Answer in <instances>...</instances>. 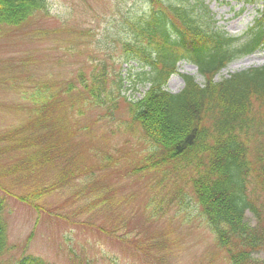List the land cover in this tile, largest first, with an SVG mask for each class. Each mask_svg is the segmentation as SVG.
Masks as SVG:
<instances>
[{
  "label": "trees",
  "instance_id": "16d2710c",
  "mask_svg": "<svg viewBox=\"0 0 264 264\" xmlns=\"http://www.w3.org/2000/svg\"><path fill=\"white\" fill-rule=\"evenodd\" d=\"M139 1L146 5L143 12ZM115 4L117 24L96 36L88 75L81 71L78 78L56 83L16 78L11 69L0 71V87L16 94V104L11 105L26 112L19 126L0 136V157L11 158L3 164L0 180L19 171L31 174L73 153L68 146L56 147L64 139L67 143L76 131L88 129L79 125L77 115L85 112L75 109L76 102L89 111L105 109V114L96 112L97 120L114 117L122 98V80H116L120 77L116 72L109 75V62L112 68H121L135 61L142 69L137 79L148 83L149 89L136 102L122 98L130 116L126 127L148 144L141 169L164 168L162 181L171 185H166L165 195L156 191L148 203L151 220L164 217L166 209H173L169 213L183 221L197 218L213 234L229 264H246L251 251L264 240V234L247 219L248 213L258 220L264 214V67L219 82L215 77L232 61L264 49V12L243 37L234 38L210 28L205 15L196 12L204 7L201 0H115ZM50 14L49 0H0V39L19 37L22 30L29 31L24 36L45 35L41 16ZM32 59L22 56L20 61L26 64ZM183 60L198 67L204 82L184 76V89L170 93L165 86ZM101 157L111 162L109 152ZM57 185L20 195L0 182V191L48 216L50 210L42 206L43 201L37 203ZM5 207L0 196V264H52L30 252L7 262L15 247L9 246L1 217ZM68 251L75 252L71 247Z\"/></svg>",
  "mask_w": 264,
  "mask_h": 264
},
{
  "label": "rangeland",
  "instance_id": "374dc122",
  "mask_svg": "<svg viewBox=\"0 0 264 264\" xmlns=\"http://www.w3.org/2000/svg\"><path fill=\"white\" fill-rule=\"evenodd\" d=\"M201 1L204 7L196 12L205 15L210 28L221 29L232 37L242 36L262 10L256 0ZM49 2L52 14L47 18L41 16L47 34L24 36L29 31L22 30L19 37L0 39V71L11 69V75L16 78L49 79L56 83L78 78L81 71L88 75L96 36L117 24L115 0ZM145 6L144 2H138L141 12ZM22 56L33 57L32 62L22 63ZM261 66H264V50L232 62L215 81ZM141 70L135 61L124 63L121 68H112L109 62V75L116 72L120 76L116 80H122L121 96L128 101L140 100L149 89L148 83L137 79ZM184 75L203 83L197 67L182 61L165 89L179 93L184 88ZM15 99L12 90L0 87V136L26 118L25 111L11 105L16 104ZM75 109L85 112L77 115V120L80 126L88 125V129L76 131L67 143L64 144V139L56 147L61 150L68 146L72 154L64 155L62 161L43 164L31 174L19 171L0 180L8 191L20 195L58 184L37 203L43 201L42 206L50 210L48 216L44 211L37 214L0 191L6 201L1 217L9 246L15 247L6 256L7 262L13 263L21 254L30 252L52 264H229L225 253L214 243L213 234L197 218L183 221L169 213L173 209H166L164 217L151 220L148 203L156 191L165 195L166 185L169 188L171 185L162 181L164 168L141 169L148 155V144L128 131L130 116L122 98L112 118L97 120L96 112L105 114L106 110L89 111L80 102L75 103ZM104 151L111 157L108 164L101 157ZM10 159L1 155L0 170ZM68 172L72 175L67 178ZM157 182H161L160 188L154 187ZM247 219L250 226L264 234V214L258 220L248 213ZM69 247L75 251L73 254ZM246 264H264V240L251 251Z\"/></svg>",
  "mask_w": 264,
  "mask_h": 264
}]
</instances>
